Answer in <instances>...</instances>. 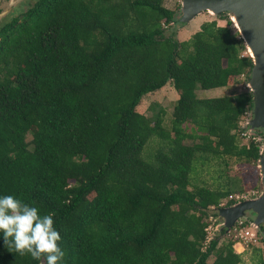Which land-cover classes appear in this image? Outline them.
Here are the masks:
<instances>
[{
  "label": "trees",
  "instance_id": "trees-1",
  "mask_svg": "<svg viewBox=\"0 0 264 264\" xmlns=\"http://www.w3.org/2000/svg\"><path fill=\"white\" fill-rule=\"evenodd\" d=\"M174 17L161 0H34L0 18V196L54 214L62 264L240 261L230 241L203 245L205 211L236 185L208 190L189 175L195 162L258 161L254 138L237 144L249 91L194 96L248 78L252 62L229 21L202 23L179 43L160 26ZM167 83L177 99L166 130L161 114L135 108ZM153 137L159 145L145 155ZM96 223L105 231L93 238L84 228ZM0 264L41 262L10 251L0 233Z\"/></svg>",
  "mask_w": 264,
  "mask_h": 264
},
{
  "label": "rangeland",
  "instance_id": "rangeland-1",
  "mask_svg": "<svg viewBox=\"0 0 264 264\" xmlns=\"http://www.w3.org/2000/svg\"><path fill=\"white\" fill-rule=\"evenodd\" d=\"M34 0H1L0 2V18L4 15H14L24 10L27 6H29ZM182 0H161V4L164 8L175 12V17L173 19V24L169 25L167 28L165 25H160L163 28L164 37H173L177 42H185L187 41L192 34L198 31L199 26L205 22L214 21L216 26H225L226 20L230 22V26L233 28V24L229 19L228 13H220L219 15H210L209 13L202 12L199 15H196L189 22H180V4ZM234 29V28H233ZM242 55L248 56V54L243 53ZM248 78H245V75L242 74L235 79H228L227 85L224 88L212 91H196L194 96L197 98H211L218 96H231L236 93H240L248 89L247 86ZM177 99V95L172 87L167 83L160 90L144 95L139 104L135 108V112L144 116L147 119H153L155 116H159L161 118V127L163 129H168L169 121H170V113L172 106L174 105L175 100ZM251 114V113H250ZM251 116V115H250ZM245 123L244 119H241V124ZM246 124H242L244 127ZM246 129V127H244ZM32 129L28 132L27 136H25L26 141L30 139V133ZM251 132L254 135H251ZM246 131L245 136H241L237 138L238 146H247L249 140L254 138V142L258 144L259 150L263 144V131L260 127H253L252 130ZM185 144H191V141L185 140ZM159 145L157 138L153 137L151 141L144 147L145 155H153L155 148ZM259 163L246 161L243 158H224L220 157L218 159H212L204 165H200V162H195L194 172L189 175L190 185L203 187L208 190H223L225 187L231 184L236 185V190L232 191L231 195H237L240 197V200L246 201L251 199H257L260 193H262V186L260 183V170ZM71 184H75L72 182ZM190 188H188L189 190ZM88 201L93 200V196H89ZM216 207V206H215ZM226 207V206H225ZM205 216L203 220L207 222L206 226L210 224L207 220V216L211 214L214 218L217 216L218 211L216 209L215 213L206 210ZM254 214L250 211L246 213L245 219L254 220ZM134 221L131 220L128 225H132L134 232H138L133 227ZM261 232L260 235L256 234L253 238H250L248 235L245 236L247 243L243 244L244 250L240 252V246L235 245L229 240L226 234H218L217 232L209 231V235L212 237H217L218 245L216 248H220L225 245V242L230 241L233 245V252L239 255V263L238 264H257L259 260H264V242L262 243L261 239H264V227L260 223L259 224ZM135 228V229H134ZM85 232L88 235H91L93 238L95 236H100L104 231V226L101 224H90L85 226ZM246 231L249 234H254V230L246 227ZM244 238V239H245ZM254 249V250H252ZM214 259L213 254L208 257L207 263H211ZM154 263V262H153ZM155 264V263H154Z\"/></svg>",
  "mask_w": 264,
  "mask_h": 264
},
{
  "label": "water",
  "instance_id": "water-1",
  "mask_svg": "<svg viewBox=\"0 0 264 264\" xmlns=\"http://www.w3.org/2000/svg\"><path fill=\"white\" fill-rule=\"evenodd\" d=\"M235 11L243 38L252 48L253 57L249 58L252 68L247 80L248 91L252 96L251 116L247 123L249 130L260 127L264 135V0H182L180 4V22L186 23L202 12L211 15ZM236 31V30H235ZM239 35L238 31H236ZM240 37V36H239ZM246 50L245 42L240 37ZM264 140V136H263ZM262 193L256 199L240 202L232 208L218 210L226 230L246 212L254 214V224L264 227V141L258 159Z\"/></svg>",
  "mask_w": 264,
  "mask_h": 264
},
{
  "label": "clouds",
  "instance_id": "clouds-1",
  "mask_svg": "<svg viewBox=\"0 0 264 264\" xmlns=\"http://www.w3.org/2000/svg\"><path fill=\"white\" fill-rule=\"evenodd\" d=\"M53 217V213L42 215L38 207L14 195L0 196V233L4 246L21 256L30 255L41 264H62L65 256Z\"/></svg>",
  "mask_w": 264,
  "mask_h": 264
},
{
  "label": "built area",
  "instance_id": "built-area-1",
  "mask_svg": "<svg viewBox=\"0 0 264 264\" xmlns=\"http://www.w3.org/2000/svg\"><path fill=\"white\" fill-rule=\"evenodd\" d=\"M245 119H244L245 123H242V124L243 125L246 124L245 126H248L247 123H248L249 119L248 120H245ZM242 124H241V122L239 123V125L241 127H242ZM246 131L251 132V130H249V128ZM244 133H242L243 137L245 136ZM260 151H261V149L259 150V156H260ZM240 202H243L242 200H240V197H238L237 195L229 194L225 198L221 199L218 202V204L216 205V207L215 206H209L207 210L215 213L216 209L218 211L219 209H223V208L224 209L225 208H232L235 205L239 204ZM228 203H231V204H228ZM246 213H244L241 217H238L232 223V225L228 228V230H226V228L224 226L223 219L218 214L215 218L211 214H209L207 216V220L210 222V224H208V226L203 229V231L205 233L203 245L207 244L208 241L212 238V236L209 235V231L218 233L220 231V229H223L224 234H226L228 236L229 240L234 244V246L235 245L240 246V250H241L240 252H242L244 250L242 243L243 244L247 243L246 238H245L246 235H248L250 238H253L254 235L258 234L261 237V232L259 231L260 226H256L254 224L253 220L250 221V220L245 219ZM246 227L253 229L254 234H249L246 231ZM261 240H264V239H261Z\"/></svg>",
  "mask_w": 264,
  "mask_h": 264
},
{
  "label": "bare ground",
  "instance_id": "bare-ground-1",
  "mask_svg": "<svg viewBox=\"0 0 264 264\" xmlns=\"http://www.w3.org/2000/svg\"><path fill=\"white\" fill-rule=\"evenodd\" d=\"M210 14V13H209ZM211 15V14H210ZM229 19L233 24V27L238 31L239 36L244 40L245 42V46H246V52L248 55H250V57H253V52H252V48L250 47V45L247 43V41L245 40V38H243V32L242 29L240 28L239 24H238V15L235 11H232V13L229 15ZM251 89V86H248Z\"/></svg>",
  "mask_w": 264,
  "mask_h": 264
},
{
  "label": "flooded vegetation",
  "instance_id": "flooded-vegetation-1",
  "mask_svg": "<svg viewBox=\"0 0 264 264\" xmlns=\"http://www.w3.org/2000/svg\"><path fill=\"white\" fill-rule=\"evenodd\" d=\"M0 2H1V0H0Z\"/></svg>",
  "mask_w": 264,
  "mask_h": 264
}]
</instances>
